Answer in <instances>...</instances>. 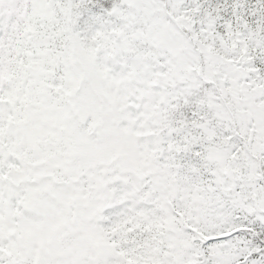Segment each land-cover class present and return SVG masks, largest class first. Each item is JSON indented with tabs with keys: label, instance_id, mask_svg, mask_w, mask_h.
<instances>
[{
	"label": "snow or ice",
	"instance_id": "1",
	"mask_svg": "<svg viewBox=\"0 0 264 264\" xmlns=\"http://www.w3.org/2000/svg\"><path fill=\"white\" fill-rule=\"evenodd\" d=\"M0 264H264V0H0Z\"/></svg>",
	"mask_w": 264,
	"mask_h": 264
}]
</instances>
